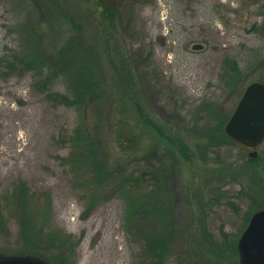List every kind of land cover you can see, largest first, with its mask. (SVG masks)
I'll list each match as a JSON object with an SVG mask.
<instances>
[{"label":"rangeland","instance_id":"rangeland-1","mask_svg":"<svg viewBox=\"0 0 264 264\" xmlns=\"http://www.w3.org/2000/svg\"><path fill=\"white\" fill-rule=\"evenodd\" d=\"M259 7L258 0H118L104 12L98 0H0V56L10 60L23 48L28 21L50 62L64 50L75 61L53 68L48 84L23 66L0 70V202L8 228L0 255H29L19 253L16 213L4 200L23 182L50 202V225L68 237L67 245L43 249L51 264L55 257L63 264L151 258L122 230L119 196L85 213L65 143L83 113L42 93H63L75 72L90 70L100 86L87 102L97 162L110 175L143 174L148 189L167 194L174 239L162 263L239 264L230 243L237 246L248 219L264 210V141L254 159L235 143H216L209 108L229 118L245 87L264 82V40L251 31L261 25ZM227 57L242 75L224 91L219 70Z\"/></svg>","mask_w":264,"mask_h":264},{"label":"trees","instance_id":"trees-1","mask_svg":"<svg viewBox=\"0 0 264 264\" xmlns=\"http://www.w3.org/2000/svg\"><path fill=\"white\" fill-rule=\"evenodd\" d=\"M258 13L260 14L259 8ZM251 31H256L259 34L261 28L253 26ZM38 36L35 35L30 22L27 21L23 48L19 52H15L10 60L6 58V55L0 56V70L6 71L5 75L12 74L16 69H19V66H23L24 72L34 73V80L48 84L56 79L52 73L53 68L63 71L66 68L74 67L75 61L71 59L74 52L70 57L68 50H64L65 56L61 54L59 60L50 62V58L45 57L39 49ZM84 62L88 64V61ZM78 65H82V63L79 62ZM219 72V82L224 91L233 90L242 75L238 63L231 57L222 60ZM73 74L74 72L71 73V75ZM75 77L76 80L69 81V86L63 93L49 91H42V93L46 94V99L53 105L70 107L78 113H83L79 119L81 124L67 136L65 143L69 150V160L66 165L70 167L81 198H84L88 203L85 213L99 202L110 199L111 196H119L124 204L121 227L126 236L132 240L131 245L141 246V254L144 257L150 255L151 258L146 260L145 264H163L162 261L169 254L168 249L174 239L167 194L161 187H157L155 193L148 189L143 174L136 176L132 171L126 173L122 170L110 175L103 169L102 163L97 162L98 152L94 143L95 136L90 135L93 125L88 120L90 114H88L87 102L90 101L93 94L98 92L100 86L91 75L90 70L77 71ZM209 115L214 120L210 134H214L215 142L226 141L234 144L224 134V125L228 115H220L217 108H209ZM160 174L155 176V180L163 179L164 172L161 171ZM4 200L7 202L5 208L9 206L16 213L19 225V242L22 246L19 253L45 260L46 254L42 252L44 248L68 244V237H62L49 223L50 202L47 199L41 202L38 197H33L23 182L19 183L10 196L6 195ZM7 229V221L3 216L0 202V234L5 235ZM70 245L74 246V243ZM230 246L233 251H236V242L230 243ZM62 260L55 257L53 262L63 264Z\"/></svg>","mask_w":264,"mask_h":264},{"label":"water","instance_id":"water-1","mask_svg":"<svg viewBox=\"0 0 264 264\" xmlns=\"http://www.w3.org/2000/svg\"><path fill=\"white\" fill-rule=\"evenodd\" d=\"M117 0H98L107 11ZM201 50L202 45H194ZM225 135L254 159L264 141V83L252 82L241 94L224 126ZM239 264H264V210L255 212L237 241ZM0 264H49L34 256L0 255Z\"/></svg>","mask_w":264,"mask_h":264},{"label":"flooded vegetation","instance_id":"flooded-vegetation-1","mask_svg":"<svg viewBox=\"0 0 264 264\" xmlns=\"http://www.w3.org/2000/svg\"><path fill=\"white\" fill-rule=\"evenodd\" d=\"M258 1L260 3V7H259L260 16L262 17V22L260 25L261 32L259 33V35L261 37V40H264V0H258Z\"/></svg>","mask_w":264,"mask_h":264}]
</instances>
